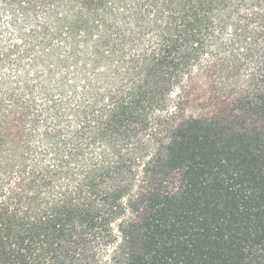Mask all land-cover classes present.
Instances as JSON below:
<instances>
[{"label": "trees", "instance_id": "16d2710c", "mask_svg": "<svg viewBox=\"0 0 264 264\" xmlns=\"http://www.w3.org/2000/svg\"><path fill=\"white\" fill-rule=\"evenodd\" d=\"M0 264H264V0H0Z\"/></svg>", "mask_w": 264, "mask_h": 264}]
</instances>
